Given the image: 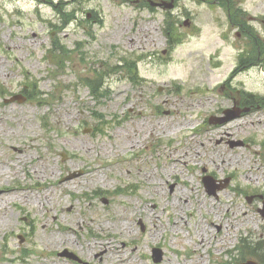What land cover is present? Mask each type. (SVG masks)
<instances>
[{
  "label": "rangeland",
  "instance_id": "374dc122",
  "mask_svg": "<svg viewBox=\"0 0 264 264\" xmlns=\"http://www.w3.org/2000/svg\"><path fill=\"white\" fill-rule=\"evenodd\" d=\"M154 9L0 0V264H235L264 244V66L233 75L264 19L238 40L221 2Z\"/></svg>",
  "mask_w": 264,
  "mask_h": 264
},
{
  "label": "bare ground",
  "instance_id": "6f19581e",
  "mask_svg": "<svg viewBox=\"0 0 264 264\" xmlns=\"http://www.w3.org/2000/svg\"><path fill=\"white\" fill-rule=\"evenodd\" d=\"M182 128H184V126H181V127H179V129H182ZM133 144H135V142H133ZM93 150V148L90 150V151H92ZM189 157V155L187 154V155H185L183 158H188ZM175 160L176 161H178L179 159L178 158H175ZM223 163H226V160H224L223 161ZM24 166H25V168L27 169V171L30 173V170H28V168H29V164L27 163V162H24ZM19 190L18 188H13V189H11V190H6L5 192H9V191H13V190ZM188 202V201H187ZM228 204H230V203H228ZM226 205V204H225ZM230 209V208H229ZM214 223V222H213ZM199 236H200V234H199ZM205 236H206V231L204 230L203 231V234H201V237H203V239L205 238ZM104 238H106V239H104ZM101 237V239H100V241L102 242V241H106V242H108V240H109V238H108V236H105V237ZM52 241H53V243H56V240L53 238L52 239ZM111 242V241H110ZM205 242V240H203V243ZM89 245H92V244H89ZM112 245V243H109V244H107V245H103L104 246V249H105V252L103 253V256L105 255V253L106 252H108L109 251V249L111 248L110 246ZM113 248V247H112ZM111 248V249H112ZM110 249V250H111Z\"/></svg>",
  "mask_w": 264,
  "mask_h": 264
},
{
  "label": "flooded vegetation",
  "instance_id": "af4514ba",
  "mask_svg": "<svg viewBox=\"0 0 264 264\" xmlns=\"http://www.w3.org/2000/svg\"><path fill=\"white\" fill-rule=\"evenodd\" d=\"M130 1V0H129ZM132 2H133V0H131ZM139 1H142L143 3H147V4H150V1H152V0H137V2H139ZM155 3H161V2H163V1H166V0H153ZM241 2V0H239L238 1V3H240ZM241 15H244V13L243 12H239ZM235 15H237V13L235 14ZM237 26H238V28L243 32V33H245V32H248L247 30H246V28H245V25H244V17L243 16H240V15H237ZM242 32H237V35L239 36V37H241L242 36Z\"/></svg>",
  "mask_w": 264,
  "mask_h": 264
},
{
  "label": "trees",
  "instance_id": "16d2710c",
  "mask_svg": "<svg viewBox=\"0 0 264 264\" xmlns=\"http://www.w3.org/2000/svg\"><path fill=\"white\" fill-rule=\"evenodd\" d=\"M261 246L260 247H257V246H249L247 243H244L243 244V253L246 254V255H249V254H253V255H256V254H260V251H261Z\"/></svg>",
  "mask_w": 264,
  "mask_h": 264
},
{
  "label": "water",
  "instance_id": "95a60500",
  "mask_svg": "<svg viewBox=\"0 0 264 264\" xmlns=\"http://www.w3.org/2000/svg\"><path fill=\"white\" fill-rule=\"evenodd\" d=\"M235 115V114H234ZM234 115H232L230 118H228V119H231V118H233L234 117ZM227 119V120H228ZM245 264H257V263H255L254 261H248L247 263H245Z\"/></svg>",
  "mask_w": 264,
  "mask_h": 264
}]
</instances>
